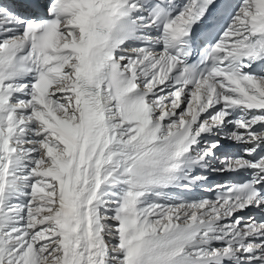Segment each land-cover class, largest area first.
<instances>
[{
    "label": "snow or ice",
    "instance_id": "snow-or-ice-1",
    "mask_svg": "<svg viewBox=\"0 0 264 264\" xmlns=\"http://www.w3.org/2000/svg\"><path fill=\"white\" fill-rule=\"evenodd\" d=\"M0 264H264V0H0Z\"/></svg>",
    "mask_w": 264,
    "mask_h": 264
}]
</instances>
